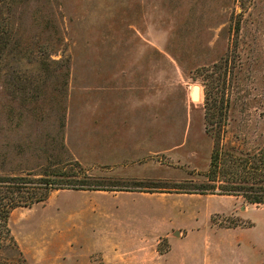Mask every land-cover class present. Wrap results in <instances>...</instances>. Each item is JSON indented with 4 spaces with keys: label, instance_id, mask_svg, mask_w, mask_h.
Returning <instances> with one entry per match:
<instances>
[{
    "label": "rangeland",
    "instance_id": "obj_1",
    "mask_svg": "<svg viewBox=\"0 0 264 264\" xmlns=\"http://www.w3.org/2000/svg\"><path fill=\"white\" fill-rule=\"evenodd\" d=\"M0 21V174L100 186L10 213L26 264H264V205L177 193L264 142V0H0Z\"/></svg>",
    "mask_w": 264,
    "mask_h": 264
},
{
    "label": "trees",
    "instance_id": "obj_2",
    "mask_svg": "<svg viewBox=\"0 0 264 264\" xmlns=\"http://www.w3.org/2000/svg\"><path fill=\"white\" fill-rule=\"evenodd\" d=\"M6 24L0 21V32ZM1 40V39H0ZM5 47L6 42H0ZM262 135L252 148L213 149L207 173L208 182L198 191L177 192L200 195H228L242 197L250 204L264 205V142ZM49 170L46 175L29 179L24 175L0 174V264H26L14 239L8 221L10 213L19 207H30L45 201L53 190H100L80 167ZM196 191V192H195ZM4 252V254H3Z\"/></svg>",
    "mask_w": 264,
    "mask_h": 264
},
{
    "label": "crops",
    "instance_id": "obj_3",
    "mask_svg": "<svg viewBox=\"0 0 264 264\" xmlns=\"http://www.w3.org/2000/svg\"><path fill=\"white\" fill-rule=\"evenodd\" d=\"M170 224H171V227H173V229H180L182 227V226L180 227L178 225H174V222H172V221L170 222ZM136 237H137L136 234H133L131 237H128L125 234H123V232H118L117 234H114L113 237L108 236L105 240V241L109 240V241L105 242V243H107L106 246H108L107 250H110V251L112 250V252L113 251L115 252L116 244H119L120 246H122V250H123V247H125L128 242H135V240L137 239ZM110 239H113L114 242L112 243V240H110ZM114 255H117V256H114ZM112 256H114V257H113V261L111 262L112 258H110V257H112ZM114 259H118V260L115 262ZM102 264H139V263L137 262L136 259H132V260L130 258L126 259V257L123 256L121 253H115L113 255L111 253H109L108 258L103 259Z\"/></svg>",
    "mask_w": 264,
    "mask_h": 264
},
{
    "label": "water",
    "instance_id": "obj_4",
    "mask_svg": "<svg viewBox=\"0 0 264 264\" xmlns=\"http://www.w3.org/2000/svg\"><path fill=\"white\" fill-rule=\"evenodd\" d=\"M173 235L178 237V236H179L178 231H174V232H173Z\"/></svg>",
    "mask_w": 264,
    "mask_h": 264
}]
</instances>
